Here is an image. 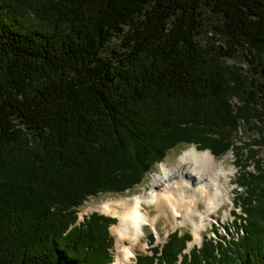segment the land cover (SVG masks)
<instances>
[{
	"label": "trees",
	"instance_id": "trees-1",
	"mask_svg": "<svg viewBox=\"0 0 264 264\" xmlns=\"http://www.w3.org/2000/svg\"><path fill=\"white\" fill-rule=\"evenodd\" d=\"M183 143L233 149L237 232L128 264H264V0H0V264L113 262L118 218L79 207Z\"/></svg>",
	"mask_w": 264,
	"mask_h": 264
},
{
	"label": "bare ground",
	"instance_id": "bare-ground-1",
	"mask_svg": "<svg viewBox=\"0 0 264 264\" xmlns=\"http://www.w3.org/2000/svg\"><path fill=\"white\" fill-rule=\"evenodd\" d=\"M226 160L227 157L217 158L211 149L188 145L173 163H161L149 189L93 205L119 217L113 227L118 251L112 264H127L144 246L146 225L157 222L147 210L150 205H158L161 214H172L176 219L182 214L181 221L193 225V242L202 239L209 217L226 202L230 192L234 167Z\"/></svg>",
	"mask_w": 264,
	"mask_h": 264
},
{
	"label": "rangeland",
	"instance_id": "rangeland-1",
	"mask_svg": "<svg viewBox=\"0 0 264 264\" xmlns=\"http://www.w3.org/2000/svg\"><path fill=\"white\" fill-rule=\"evenodd\" d=\"M212 20H213V18H210V17L207 18V20H206V26L204 27L203 33H202L203 41L207 40L209 31L215 30V28L212 27V23H211ZM243 58H244L243 55L240 54V55H238V57L236 58L237 60H235V61L243 62ZM249 137H250V135H246L245 133H242V139L246 140ZM188 145H196L198 148H200L197 144L183 143V144H180L179 146H177L176 148L171 149L167 153V155L165 156L164 160L167 161L168 164L173 163L176 160V157L178 156V154L183 150L184 147H186ZM259 155L264 158V147L261 148V150L259 151ZM216 156H217V158H222V159L227 157L226 163L228 165H231L234 167L233 178L229 181L230 182L229 183L230 192H229V195L227 197L226 202L223 205H221V207H219L217 210H215L212 213V216L209 217V220L207 222V226H206L205 231H204L203 238L196 241V242H193V239L191 238L192 240L189 241L187 251H189L191 254L195 248L203 247V240L206 237L215 238L216 240L219 239L220 234L227 235L228 238L233 237V235L231 233H229L228 229H229V227L232 230L234 229L231 227V225L233 224L232 220L234 218L237 219L236 215H233V208L235 205L234 204V197H235L234 191H235V187H236V183H234V182L237 179V167L235 166V163H234L235 156L233 153V149H230L226 153H223L221 155H216ZM252 167H254V166H252ZM160 168H161V164L156 162V164L154 165L152 170L145 176L142 183L136 185L133 188L126 190L125 192H122V193L102 192L97 196L90 197L79 207L80 214H81L82 218H84V216L86 214H89L95 210L117 216L112 211H108L107 209L101 208V207H93V205L98 204L99 202L102 203V202H105L107 200L116 199V198L121 197L123 195L135 194L138 191H144V190L149 189L151 187L154 174L158 170H160ZM201 204H202V207L205 205L204 202H202ZM147 210L150 211L153 214V216H155L157 218V222L155 225H153V224H147L146 225V232L147 233H146V236L143 240L144 246L139 248V251L136 252V255L133 256L131 261L135 260L138 253L145 252L148 250V248L150 247L149 236H150V233L153 231L157 234V243H165L168 240L170 232L177 229V228H180L183 232L190 230L192 232V234L194 235L192 223L181 221L182 219H184V216L182 214L179 215L181 217L179 219H176L174 217V215H172V214L170 216H168L167 214H164V213L161 214V208L156 204L148 206ZM118 222H119V217H118V220L115 223H113L110 227V230H111V232L115 238L114 239L115 245L113 247L114 260L116 259V256H117L118 241H117L116 234L113 231V227ZM112 263L113 262H111V264Z\"/></svg>",
	"mask_w": 264,
	"mask_h": 264
}]
</instances>
